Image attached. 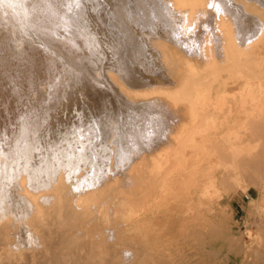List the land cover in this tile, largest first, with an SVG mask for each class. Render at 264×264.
Instances as JSON below:
<instances>
[{"label": "bare ground", "instance_id": "obj_1", "mask_svg": "<svg viewBox=\"0 0 264 264\" xmlns=\"http://www.w3.org/2000/svg\"><path fill=\"white\" fill-rule=\"evenodd\" d=\"M62 2L40 0L38 16ZM79 3L106 68L73 83L55 64L75 96L42 136L0 137V264H181L189 231L210 251L215 205L250 184L264 194V0ZM259 209L235 264H264Z\"/></svg>", "mask_w": 264, "mask_h": 264}, {"label": "rangeland", "instance_id": "obj_2", "mask_svg": "<svg viewBox=\"0 0 264 264\" xmlns=\"http://www.w3.org/2000/svg\"><path fill=\"white\" fill-rule=\"evenodd\" d=\"M79 1L84 2V0H63L55 17L47 21L38 16L40 0H0V137L3 140H5L4 137L6 139L9 137L13 138L11 140L15 143L24 137H31L32 132L37 134L40 129H46V125L48 126L45 123L46 116L55 117L53 113L57 115L59 111L57 110L59 108L56 107L57 102H61L67 97H70L68 99L71 100V97L75 96L77 89L71 88L72 83L57 86V80L63 73L58 75L55 73V64L60 63L65 67L67 70V79L65 80L68 82L72 80L73 83L76 75L81 78L87 73L95 77L105 70L107 58L103 59L105 57H101L99 52L94 54L95 50H89L87 37L74 23L75 13L80 15L86 13V10L81 8ZM90 17L95 20L93 21L96 24L97 20L94 16L90 15ZM72 39L78 43L77 47H70ZM86 60L90 62L89 65L85 64ZM100 83L103 84L102 81ZM71 92H75L73 96ZM54 106L56 109L53 112ZM41 133L37 135L40 137ZM230 194L231 196L224 198L222 205H215V210L209 212V215L207 214L210 219L212 218L209 224L211 228L206 227L210 228L207 230L210 231L206 232L205 228L203 233H205L206 241L213 243L211 247L207 248L210 251L200 247L201 243L197 242V239H193L194 236L192 238V233L189 231L191 237L188 232V237L186 236L188 244L185 243L179 255L180 259H183L181 264H191L192 262V264L198 262L201 264L205 261L206 264H215L216 261L218 264H227L228 257L232 258L230 264H235V253L232 252V249L229 251L228 249L233 248L237 251L243 243L241 241L252 242V238L257 234L256 224L260 220L259 208L264 207V194L252 184L246 189L239 187L237 192L235 189ZM257 207L258 209H256ZM216 224H218L217 227H221L220 229L216 228V231L219 230L218 233H215L216 231L212 228V226L215 228ZM226 228L227 234H225ZM234 238L235 241L238 240L236 243L233 242ZM239 239H241L240 242ZM194 241L198 243V246ZM187 247L189 248L186 249ZM192 247L195 251L192 250ZM196 254H199L203 259ZM225 254L227 255L225 256ZM177 260L179 261V259ZM214 261L215 263H213Z\"/></svg>", "mask_w": 264, "mask_h": 264}]
</instances>
